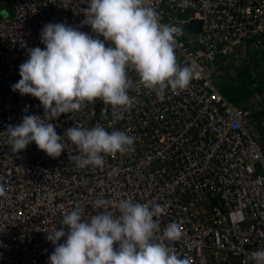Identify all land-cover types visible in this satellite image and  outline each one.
Instances as JSON below:
<instances>
[{"label": "built area", "instance_id": "built-area-1", "mask_svg": "<svg viewBox=\"0 0 264 264\" xmlns=\"http://www.w3.org/2000/svg\"><path fill=\"white\" fill-rule=\"evenodd\" d=\"M145 4L161 23L182 30L175 55L180 66L193 68L190 85L160 99L129 70L139 91L130 92L135 103L123 119H114L111 106L98 100L52 121L61 136L75 125H101L135 138L133 151L102 154L103 167H78L70 156L82 154L66 137L65 151L52 158L35 143L13 154L0 135V264H49L54 246L46 232L59 229L74 207L85 217L105 211L95 207L97 199L110 201L113 214L121 199L161 205L157 240L167 225L179 224L181 238L161 242L191 264H250V254L264 249V148L257 117L264 112V87L250 91L243 104L228 99L215 82L214 64L220 55H231L236 67L243 52L264 54V0ZM87 7V0H0V133L25 114L44 117L38 99L11 86L21 79L28 49L45 47L44 25L64 23L95 35L83 23ZM191 21L199 28L185 36Z\"/></svg>", "mask_w": 264, "mask_h": 264}, {"label": "clouds", "instance_id": "clouds-1", "mask_svg": "<svg viewBox=\"0 0 264 264\" xmlns=\"http://www.w3.org/2000/svg\"><path fill=\"white\" fill-rule=\"evenodd\" d=\"M87 3L83 23L95 35L64 23L46 24L40 36L45 47L28 49L29 58L19 66L21 79L12 90L38 99L44 117L25 114L19 125L0 133L7 136L13 154L35 143L49 157L58 158L66 149L62 142L66 137L82 154L70 156L78 167H103L104 155L133 151L135 138L124 131L108 132L101 125H75L61 136L52 121L98 100L111 106L114 119H123L135 103L130 92L139 91L129 70L138 75L139 85L160 99L169 89L186 90L193 79V68L180 66L175 55L182 30L161 23L160 14L145 0ZM4 195L0 185V196ZM95 207L105 211L85 217L81 207H74L63 214L59 229L46 232L54 246L49 264H191L190 257L182 258L161 242L179 240V224L167 225L157 240L161 205L121 199L118 214H113L107 211L110 201L97 199ZM250 264H264V249L250 254Z\"/></svg>", "mask_w": 264, "mask_h": 264}, {"label": "rangeland", "instance_id": "rangeland-1", "mask_svg": "<svg viewBox=\"0 0 264 264\" xmlns=\"http://www.w3.org/2000/svg\"><path fill=\"white\" fill-rule=\"evenodd\" d=\"M240 58L236 67L232 66L233 58L231 55H220L214 60L216 66L215 82L228 99H230L228 93L231 88L264 87V54L243 52ZM237 102L243 104L245 99ZM257 117L262 135L261 143L264 148V112L258 114ZM208 205L212 204L209 202Z\"/></svg>", "mask_w": 264, "mask_h": 264}, {"label": "trees", "instance_id": "trees-1", "mask_svg": "<svg viewBox=\"0 0 264 264\" xmlns=\"http://www.w3.org/2000/svg\"><path fill=\"white\" fill-rule=\"evenodd\" d=\"M199 25H200V23L198 21L189 22L188 24H186L184 26V35L186 36V35L194 33L199 28ZM258 88H259V86H254V88H246V89L231 88V90H229L228 96L231 100L237 102V101H240L242 99H246L247 95L250 91L257 90ZM234 92H236V93H234Z\"/></svg>", "mask_w": 264, "mask_h": 264}]
</instances>
